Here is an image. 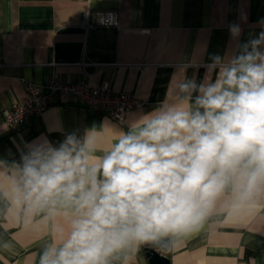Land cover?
Wrapping results in <instances>:
<instances>
[{"label": "clouds", "instance_id": "1", "mask_svg": "<svg viewBox=\"0 0 264 264\" xmlns=\"http://www.w3.org/2000/svg\"><path fill=\"white\" fill-rule=\"evenodd\" d=\"M229 32L238 41L240 25ZM191 66L147 112L57 144L37 138L18 161L0 160L5 217L52 220L39 264H132L142 246L175 250L212 217L264 216V30L212 55L200 82Z\"/></svg>", "mask_w": 264, "mask_h": 264}, {"label": "crops", "instance_id": "2", "mask_svg": "<svg viewBox=\"0 0 264 264\" xmlns=\"http://www.w3.org/2000/svg\"><path fill=\"white\" fill-rule=\"evenodd\" d=\"M88 7L117 9L119 28L84 32L80 14ZM262 20L264 0H0V160L18 161L37 138L57 144L66 133L117 123L64 95L26 126L6 127L2 112L25 96L26 83L45 90L59 75L64 84L107 85L147 102L130 113L147 112L164 99L182 64L190 61L187 75L200 82L209 58L234 54L239 43L264 30ZM232 24L241 27L238 41L230 35ZM110 137L106 131L99 138L101 148ZM6 208L0 200V242L9 241L14 253L0 255V264H39L52 220L37 216L21 223L11 212L5 217ZM166 255L169 264H264V216L212 217ZM132 264H149L143 246Z\"/></svg>", "mask_w": 264, "mask_h": 264}, {"label": "built area", "instance_id": "3", "mask_svg": "<svg viewBox=\"0 0 264 264\" xmlns=\"http://www.w3.org/2000/svg\"><path fill=\"white\" fill-rule=\"evenodd\" d=\"M88 3L90 0H86ZM119 2L120 0H98ZM98 20H95L93 14ZM80 28L87 32L96 26L119 28V14L117 9L98 10L93 12L90 7L80 14ZM42 89L32 83H26L25 96L12 107L2 112V123L9 128L26 126L33 118H39L55 101L57 96L70 95L74 102L88 111L102 113L117 121V117L130 113L136 108L144 107L147 102L137 98L127 91H115L103 85L90 86L84 81L64 84L59 75H54Z\"/></svg>", "mask_w": 264, "mask_h": 264}, {"label": "water", "instance_id": "4", "mask_svg": "<svg viewBox=\"0 0 264 264\" xmlns=\"http://www.w3.org/2000/svg\"><path fill=\"white\" fill-rule=\"evenodd\" d=\"M143 248L149 264H169V259L166 255L169 251L157 247L143 246Z\"/></svg>", "mask_w": 264, "mask_h": 264}, {"label": "trees", "instance_id": "5", "mask_svg": "<svg viewBox=\"0 0 264 264\" xmlns=\"http://www.w3.org/2000/svg\"><path fill=\"white\" fill-rule=\"evenodd\" d=\"M62 139H59V141H61Z\"/></svg>", "mask_w": 264, "mask_h": 264}]
</instances>
